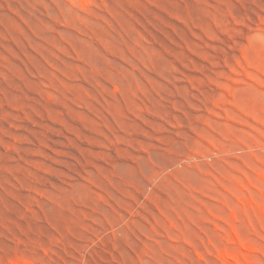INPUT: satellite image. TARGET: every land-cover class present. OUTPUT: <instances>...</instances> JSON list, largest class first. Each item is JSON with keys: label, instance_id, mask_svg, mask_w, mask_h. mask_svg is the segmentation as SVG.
Returning a JSON list of instances; mask_svg holds the SVG:
<instances>
[{"label": "rangeland", "instance_id": "374dc122", "mask_svg": "<svg viewBox=\"0 0 264 264\" xmlns=\"http://www.w3.org/2000/svg\"><path fill=\"white\" fill-rule=\"evenodd\" d=\"M0 264H264V0H0Z\"/></svg>", "mask_w": 264, "mask_h": 264}, {"label": "bare ground", "instance_id": "6f19581e", "mask_svg": "<svg viewBox=\"0 0 264 264\" xmlns=\"http://www.w3.org/2000/svg\"><path fill=\"white\" fill-rule=\"evenodd\" d=\"M227 256H228V255H227ZM228 257H229V258H233V256H230V255H229Z\"/></svg>", "mask_w": 264, "mask_h": 264}]
</instances>
